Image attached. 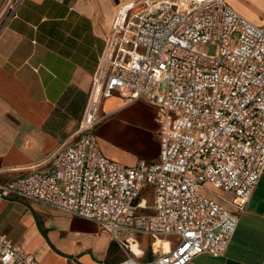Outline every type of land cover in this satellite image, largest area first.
Segmentation results:
<instances>
[{"label":"built area","instance_id":"obj_1","mask_svg":"<svg viewBox=\"0 0 264 264\" xmlns=\"http://www.w3.org/2000/svg\"><path fill=\"white\" fill-rule=\"evenodd\" d=\"M22 1L10 0L8 19ZM115 94L156 106L157 162L125 166L101 153L99 105ZM75 136L52 154L47 171L30 167L0 185V199L36 201L96 223L123 250L120 264L223 256L239 219L201 191L228 192L241 211L264 173V24L225 0L120 6ZM149 190L153 214H144ZM137 236L151 240L149 260H139ZM0 264L42 263L0 230Z\"/></svg>","mask_w":264,"mask_h":264},{"label":"crops","instance_id":"obj_2","mask_svg":"<svg viewBox=\"0 0 264 264\" xmlns=\"http://www.w3.org/2000/svg\"><path fill=\"white\" fill-rule=\"evenodd\" d=\"M132 1L23 0L8 19L10 0H0V185L26 174L30 167L47 171L52 154L62 144L77 141L75 132L106 37L117 9ZM225 1L251 23L264 24V0ZM112 101L119 105L110 104L105 109ZM141 103L156 134L150 153L142 159L96 134L106 158L125 166L158 161L157 109L145 100L129 102L117 94L103 99L99 115L104 120L96 132L114 116L125 122L121 112ZM215 190L218 197L211 199L238 217V227L223 256L204 254L190 264H264V173L241 211L234 206L232 194ZM141 199L148 208L141 212L153 214L151 191ZM0 230L42 264H120L125 259L117 242L96 223L36 201L0 199ZM136 240L135 250L143 252L139 260H149L151 240L146 236ZM176 241L170 239L171 246Z\"/></svg>","mask_w":264,"mask_h":264},{"label":"rangeland","instance_id":"obj_3","mask_svg":"<svg viewBox=\"0 0 264 264\" xmlns=\"http://www.w3.org/2000/svg\"><path fill=\"white\" fill-rule=\"evenodd\" d=\"M208 52L214 54L215 47L209 46ZM110 104L119 105L118 101H112L106 103L105 109ZM146 109L142 103L128 107L121 112L125 122L120 120L118 116H114L109 120L106 129H99L96 134L101 140L114 144L122 151L145 159L152 149V136H156L155 132L152 131V122L148 121ZM141 130L145 131L146 134ZM201 194L209 198L218 197V192L209 186L205 187Z\"/></svg>","mask_w":264,"mask_h":264}]
</instances>
